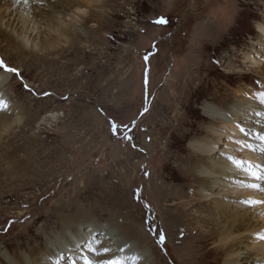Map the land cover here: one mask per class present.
<instances>
[{
	"label": "rangeland",
	"instance_id": "rangeland-1",
	"mask_svg": "<svg viewBox=\"0 0 264 264\" xmlns=\"http://www.w3.org/2000/svg\"><path fill=\"white\" fill-rule=\"evenodd\" d=\"M114 1L109 5L116 11L102 25H84L82 35L63 44L56 58L43 52L26 60L9 51L2 55L21 73L22 80L11 75L4 87L17 101L22 123L0 127V264L7 263L4 254L14 261L26 254L30 262L38 261L45 234L57 233L60 214L74 210L83 214L75 217L82 219L80 227L89 216L107 224L111 214L145 227L153 264H219L222 259L208 251L195 219V229L180 231L182 222L173 214L196 210L191 200L197 191L186 183L194 174L185 162L191 163L188 138L203 136L200 105L232 100L237 88L259 89L264 79L259 72L264 34L258 26L264 0ZM158 16L168 24L151 23ZM0 36L1 54L8 42ZM254 46L259 61L253 69L244 67L242 52ZM50 113L57 118L47 117ZM184 119L192 121L191 128ZM110 120L131 131L122 127L112 136ZM125 134L132 139L125 140ZM155 183L182 195L167 199V191ZM149 228L164 232V246L155 243L158 236ZM93 237L92 249L101 243L100 234ZM190 237L202 243L190 248Z\"/></svg>",
	"mask_w": 264,
	"mask_h": 264
},
{
	"label": "bare ground",
	"instance_id": "bare-ground-1",
	"mask_svg": "<svg viewBox=\"0 0 264 264\" xmlns=\"http://www.w3.org/2000/svg\"><path fill=\"white\" fill-rule=\"evenodd\" d=\"M69 1L71 2L69 3ZM45 2L47 7L40 8L32 0H29L27 4L24 3V0H19V2L17 0H0V35H3L4 41L8 42H5L7 49L1 52L0 58H3L2 55H7L8 51L10 54L21 57L22 60L39 55L41 52L46 55L57 54L53 57L56 58L63 50V44L82 35L84 25L89 23L94 26L102 25L110 12L116 11L109 5V2H113V0H45ZM81 12H86L87 15L81 16ZM258 26L264 34V21ZM255 48V46L250 47L242 52L241 63L244 67H255L259 61L255 57V53H257ZM259 72L264 76V68H261ZM10 77L11 75L0 71V93H3L11 104L9 113H0V127L3 129H12V125L18 126L21 122L15 109L17 101L14 103L15 99H13L12 102L13 96L10 97L11 93L7 92L8 87H4ZM261 89H264V79L260 80L259 89L253 88L246 91V87L237 88L233 91L232 100L227 102L204 101L200 105L205 121L202 124L203 136H192L187 140L186 149L190 151L187 153H189L188 160L191 163L186 161L187 166L185 167L186 170L191 168L194 180L188 179L186 183L197 191L195 193L198 198L191 200L196 210L193 212L190 207L185 209L186 216H184V212L181 213L180 209L176 210L173 219L182 222L181 226H178L180 231L200 229L201 240L204 244L209 245L208 251L222 257L219 264H264V241L257 240L255 236L257 232L264 230V216L259 215L264 211V206L251 209L240 203L241 200L249 197L264 200V192L240 188L239 182L246 181L247 177L236 172L230 162L221 156V153H224L264 164V153L250 151L235 143L236 140H240L241 144L259 145V141L251 136L245 137L235 125L240 124L253 132L264 131V117L255 115V111L262 110L261 106L249 99L252 93ZM246 94L249 97L245 96ZM23 110L26 115L31 113V109L24 108ZM46 116L51 119L57 118L56 113ZM11 117L15 118L11 119ZM190 122L184 119L185 128H191ZM181 167L178 168L182 170ZM154 187L166 190L163 185L158 186L156 183ZM166 191L167 199L173 201H178V197L182 195L172 191V188ZM162 196L163 194L160 193L159 197L162 198ZM198 202L201 207L197 206ZM180 207L182 206L180 205ZM69 211L71 210L64 209V212ZM88 211L89 214H92V210ZM78 212L74 210V213L68 216L60 214L57 233L45 234L47 245L44 247V252L38 261L31 259L32 263L57 264L58 261L59 264H84V258L89 259V256L93 258V261L98 262L95 253H89L88 250L91 247L89 241L92 238L95 239L93 235L98 233L101 236V243L94 249L102 251L104 247H109L112 248V253L124 256L131 254L126 247L131 246L132 251L138 252L142 258H145L144 261L142 260L143 262L140 261V264H153V253L151 252L153 248L150 246L149 233L147 234L145 227L114 214H111L109 222L102 226L89 216L85 218L84 225L80 227L82 219L75 217L83 214H78ZM59 213L54 212L56 215ZM192 219L196 220L195 228ZM121 220L123 221L119 222ZM186 221L187 223H184ZM72 226L74 233L71 232ZM105 238H108V241ZM195 242L199 244L201 241L190 237V248H197ZM120 247H126V251L119 252ZM112 253L106 255L111 256ZM3 257L7 261L6 264H32L28 260L27 254L17 261L13 260L15 258L10 259L6 254ZM158 264L161 263L158 262Z\"/></svg>",
	"mask_w": 264,
	"mask_h": 264
},
{
	"label": "snow or ice",
	"instance_id": "snow-or-ice-1",
	"mask_svg": "<svg viewBox=\"0 0 264 264\" xmlns=\"http://www.w3.org/2000/svg\"><path fill=\"white\" fill-rule=\"evenodd\" d=\"M19 2V0H17ZM29 0H24V3H28ZM33 3L38 4L40 8H46L47 4L45 0H32ZM81 16L87 15L86 12H81ZM168 19L164 16H158L154 20L151 21L154 25L158 26H164L168 24ZM144 60L147 63L149 60V56L145 55ZM0 71H2L5 74L9 75H15L16 77H21L20 70L16 67L10 66L3 58H0ZM22 80V77H21ZM144 87L147 89L148 86V69L145 68L144 71ZM259 83V82H257ZM23 87L31 91L29 86L27 84H23ZM44 95H50V93H44ZM249 99L257 102L261 106V111H255V115L258 117H264V89L258 90L249 97ZM11 109L10 101L4 96L3 93H0V113H9ZM148 111V108L145 107L143 112H141V115L146 113ZM135 121H133V124ZM110 125V132L112 136H117L120 132L121 128L127 129V131H131L130 128H128L127 125H121L118 124L114 120L109 121ZM235 127L238 129L240 133H242L245 137L251 136L255 140L259 141V145L254 146L251 143H243L241 144L240 140H236L235 143L237 145H240L242 148H246L250 151H259L261 153H264V131H249L245 127H242L240 124H236ZM125 140H131L132 137L125 134L123 137ZM221 156L226 159V161L230 162V164L233 166L234 170L238 173H242L244 176L247 177V180H241L239 182L240 188H246L253 191H259L264 192V164L258 163L255 161L247 160V159H240L233 155H226L224 153H221ZM145 175H148V173H145ZM139 199V196L136 197ZM240 203L247 208L255 209L261 206H264V200L261 199H254V198H247L240 201ZM146 208L150 207L149 205H145ZM260 216H264V211L259 213ZM145 223H148L147 220H145ZM149 232H155L158 238L155 240V243L159 246H164L166 241V236L163 231L157 230V229H148ZM256 239L260 241H264V230H261L255 234ZM128 251L131 252V254H126L124 256H118L115 253H112V250L109 247H104L101 250L99 249H92L89 248V251L94 252L95 255L98 257L97 261H91L88 258H84V264H140V261L142 259V256L135 251H132L131 246H126ZM126 247H120L118 249L119 252H125ZM112 253L111 256H107L106 254ZM57 264L59 262L57 261Z\"/></svg>",
	"mask_w": 264,
	"mask_h": 264
}]
</instances>
